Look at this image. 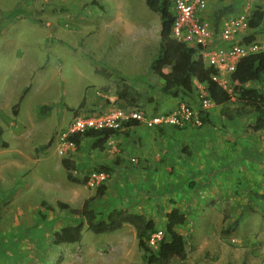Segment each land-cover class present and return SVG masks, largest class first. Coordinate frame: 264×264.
Returning <instances> with one entry per match:
<instances>
[{
	"label": "rangeland",
	"instance_id": "374dc122",
	"mask_svg": "<svg viewBox=\"0 0 264 264\" xmlns=\"http://www.w3.org/2000/svg\"><path fill=\"white\" fill-rule=\"evenodd\" d=\"M223 5L233 6L223 22L241 15L248 21L255 8L264 9V0H206L204 19L212 25ZM159 30L145 0H0V141L7 142L0 145V264H150L132 225L95 233L82 215L58 205L80 208L91 196L95 211L127 207L153 219L161 237L169 238L165 213L183 212L186 220L175 229L185 240V257L166 264H264V198L257 196L264 193V129L249 128L256 113L237 94L206 108L207 122L156 128L120 123L101 150L90 138L77 147L66 139L76 117L136 106L160 113L180 103L202 109L204 84L194 81L192 91L175 97L150 70ZM252 31L255 39L245 51L264 50L259 27L243 28L239 42ZM223 47L217 40L213 48ZM96 66L111 77L96 74ZM231 71L219 75L229 92ZM120 79L152 101L128 105L118 99ZM247 86L264 92V74ZM26 88L14 115L12 106ZM41 105L50 109L40 114ZM63 157L74 161V175L88 177L86 184L66 178ZM100 164L111 172H96ZM99 184L105 186L101 196ZM79 221L80 241L53 243L55 231ZM149 239L156 253L158 239Z\"/></svg>",
	"mask_w": 264,
	"mask_h": 264
},
{
	"label": "trees",
	"instance_id": "16d2710c",
	"mask_svg": "<svg viewBox=\"0 0 264 264\" xmlns=\"http://www.w3.org/2000/svg\"><path fill=\"white\" fill-rule=\"evenodd\" d=\"M146 5L152 7L156 12L160 21L159 30V50L157 55L150 62V70L156 73L163 79L162 90L170 93L173 96H178L180 92L189 93L193 89V82L202 83L205 86L207 97L213 104L222 105L227 102L231 95L237 94V98L241 100L244 106L250 108L256 113L254 121L249 124L252 131L264 129V92L258 87L247 86V83L259 81L264 74V50L249 52L240 56L234 66V69L229 74L231 92L222 87L213 76L218 75V69L212 65H207L203 56L200 53V45L198 47L189 46L184 41L177 40L171 34V27L174 21L172 11V0H145ZM233 12L232 5H223L218 7L213 13V28L217 32L222 17ZM249 29L261 28L264 35V9L255 8L247 21ZM255 39L254 32H250L243 36L241 43L248 44ZM164 67L169 70L164 71ZM94 72L104 78H110L112 72L105 67L96 66ZM19 97L18 101L12 106L14 115L18 112L19 104L24 93ZM116 97L128 105L141 102L143 100L152 101L150 96L145 92L133 87L130 83L123 79L116 82ZM187 104V103H186ZM83 105V99L77 108H70L73 112L78 110ZM188 105V104H187ZM190 106V105H188ZM50 109L49 105H41L39 113L44 114ZM168 109L167 111H171ZM154 110L152 113H157ZM163 111V112H167ZM237 109L232 116H238ZM198 116L202 122H207V111L198 109ZM183 125H170L173 127H184ZM125 126L131 127L139 124L138 121H128ZM117 132L116 128H100L87 129L84 131H74L70 133L66 139L74 146H78L82 138H90L93 148L103 149L105 142L113 134ZM2 147L7 146V142L0 141ZM49 142L43 146L47 147ZM61 165L65 169L66 178L71 182L86 184L88 177L79 178L74 175L76 166L73 160L68 157L61 159ZM112 168L106 164H100L95 171L98 173L108 174ZM105 186L99 184L96 188V195H103ZM257 196L264 198V193H257ZM94 196H91L83 201L80 208L70 207L67 203L59 202L61 208L69 210L71 213L82 215L86 219V228L95 232L103 233L110 232L122 227L124 224H130L136 230L137 245L143 251V259L150 264H166V261L177 256L185 257V240L183 236L175 229V226L183 224L186 220V215L177 208H171L165 213V232L168 237L163 235L158 240L157 252L153 253L148 246L150 235L156 232L154 220L146 218L143 214L133 212L127 207H114L107 211H95L91 206V201ZM82 222L68 224L55 231L53 235V243L60 245L64 243H74L81 239ZM237 226V220L228 229H233Z\"/></svg>",
	"mask_w": 264,
	"mask_h": 264
},
{
	"label": "built area",
	"instance_id": "2783aa9c",
	"mask_svg": "<svg viewBox=\"0 0 264 264\" xmlns=\"http://www.w3.org/2000/svg\"><path fill=\"white\" fill-rule=\"evenodd\" d=\"M206 0H172L174 21L171 34L174 38L184 41L189 46L198 47L200 53L206 58L207 65L218 69L219 74L213 76L219 84V75L223 69H234L237 59L249 52L245 51V44L239 42V33L247 27L244 16L231 17L219 25L215 32L209 22L204 19ZM225 43L226 47L213 48L216 41ZM210 49V50H208ZM202 109L208 108L212 101L206 92L201 96ZM136 120L146 127L156 128L168 125H183L186 121L199 123L198 111L185 103H180L171 111L152 113L146 112L142 107H132L126 110H116L105 115H87L76 117L71 126V131H84L87 129L116 128L120 123ZM161 231L153 233L149 241L160 240Z\"/></svg>",
	"mask_w": 264,
	"mask_h": 264
}]
</instances>
